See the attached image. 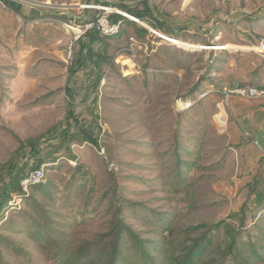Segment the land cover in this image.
Listing matches in <instances>:
<instances>
[{
	"label": "rangeland",
	"instance_id": "rangeland-1",
	"mask_svg": "<svg viewBox=\"0 0 264 264\" xmlns=\"http://www.w3.org/2000/svg\"><path fill=\"white\" fill-rule=\"evenodd\" d=\"M27 1L48 8L24 16L0 1V174L25 161L20 142L43 136L49 192L28 187L32 198L12 196L0 218V264H73L54 258L50 245L44 252L35 232L71 251L117 220L150 248L167 228L216 224L243 208L245 240L264 232V202L258 208L248 187L257 181L264 194V100L229 93L264 84V55L254 50L264 38V0H147L162 20L185 28L187 47L135 21L144 38L125 26L93 46L111 64L77 68L73 77L83 27L120 12L104 4L144 0ZM70 109L77 122H67Z\"/></svg>",
	"mask_w": 264,
	"mask_h": 264
},
{
	"label": "trees",
	"instance_id": "trees-1",
	"mask_svg": "<svg viewBox=\"0 0 264 264\" xmlns=\"http://www.w3.org/2000/svg\"><path fill=\"white\" fill-rule=\"evenodd\" d=\"M104 6L119 9V13H111L107 17L109 25L120 23L119 32L110 36L103 35L93 29L83 34L75 43L77 50L71 60L73 67L69 70V77L75 75L77 68H86V66L92 65L94 69L100 70L99 65L102 62L111 64L112 59L105 53L95 52L93 46L96 43L104 42V40L118 37L125 26H132L140 34V38H144L147 31L137 27L135 21L129 20L126 16L135 19L136 22H147L152 30H156L165 36L177 41L183 40L182 30L185 28H174L173 23L162 20L156 15L147 0L139 4L143 8L142 10L138 5L130 6L123 2L106 3ZM244 21L251 22L253 19L248 17ZM238 32L237 34H239ZM207 33L211 35L212 30H207ZM218 61L215 59L212 62V69L215 68ZM99 81L100 77H97L94 88L98 87ZM199 86L200 84L195 85L191 92L196 91ZM66 92L69 96L73 93L69 88H66ZM66 119L67 122H77L73 109L67 112ZM63 132L67 137V130ZM82 136L84 142H89L95 147L98 146L97 140L86 134L84 130ZM42 138L43 136H40L20 142L18 151L23 152L22 157L25 158L21 166L9 165L2 167L0 174V218L12 196L21 200L32 198L30 195L26 196L21 182L28 174L45 167V160L39 156ZM71 138L73 137L69 136L70 140ZM25 153H27V156ZM30 161H33V163L30 164ZM48 186L49 183L44 184L42 182L30 185L29 188L33 193L35 191L45 194L49 192ZM248 187L249 195H254V203L258 208L262 207L264 194L259 191V183L255 181ZM34 204L38 205L36 201H34ZM243 209L216 224H198L181 231L171 227L167 228L165 236L159 235V239L154 242L153 248H150L151 240L141 238L129 225L120 220H117L110 231L101 235L96 241L84 243L71 251L62 242H54L47 234L48 231H36V238L33 237L36 242H46L41 246L44 252H47V245H50L54 250V258H62L66 262L74 261L73 264H264V232L259 230L258 236L248 235L245 240L243 231L246 229V215ZM42 211L44 212V210ZM45 216L46 221L51 223L48 212L45 213ZM31 222L35 227L40 225L36 218H32ZM39 235L41 238H37ZM52 243H55V245ZM155 254L161 255L160 263H156Z\"/></svg>",
	"mask_w": 264,
	"mask_h": 264
},
{
	"label": "built area",
	"instance_id": "built-area-1",
	"mask_svg": "<svg viewBox=\"0 0 264 264\" xmlns=\"http://www.w3.org/2000/svg\"><path fill=\"white\" fill-rule=\"evenodd\" d=\"M107 13H119L117 10L113 9V10H106ZM129 19L136 21L135 19L126 16ZM106 26V27H105ZM119 27H120V23L115 24V25H109L107 22V18H104V20L102 21H93L91 23H87L83 29H82V33L81 35H78L77 38L75 39V42L86 32L91 31L93 29H95L96 31H99L101 33H103L104 35H116L119 32ZM150 30V29H149ZM154 32V31H153ZM254 50L258 53V54H262L264 55V38L261 39L256 47L254 48ZM72 54V52L70 53ZM230 94H236V95H245L248 96L249 98L252 99H261L264 100V84L262 85H257L255 87H251V88H244L242 90L240 89H235L232 91H229ZM44 180V173H43V168L32 172L30 174H28L21 182V186L23 187L24 192L27 190V188L30 185H36V184H40L42 183ZM26 193V192H25ZM20 199V198H19ZM8 205H11V201L8 203Z\"/></svg>",
	"mask_w": 264,
	"mask_h": 264
},
{
	"label": "water",
	"instance_id": "water-1",
	"mask_svg": "<svg viewBox=\"0 0 264 264\" xmlns=\"http://www.w3.org/2000/svg\"><path fill=\"white\" fill-rule=\"evenodd\" d=\"M3 2V4L11 7L13 10L21 12L22 15L24 16H37L39 15V11L33 7L37 8H48V5H36V6H27V5H22L19 2H15L13 0H0ZM166 37V36H164ZM175 40V39H174Z\"/></svg>",
	"mask_w": 264,
	"mask_h": 264
},
{
	"label": "crops",
	"instance_id": "crops-1",
	"mask_svg": "<svg viewBox=\"0 0 264 264\" xmlns=\"http://www.w3.org/2000/svg\"><path fill=\"white\" fill-rule=\"evenodd\" d=\"M27 5H29V4H27ZM36 6V5H35ZM168 41L169 42H171L172 44H174V45H176L178 42L181 44V45H183V46H181V47H187V45L186 44H184V43H182V42H180V41H177V40H174V39H172V38H170V40L168 39ZM185 45V46H184ZM224 48V47H223ZM263 102V101H262ZM257 108H260L259 106L257 107ZM256 113V111H254V114ZM264 116V113H262V112H258V116Z\"/></svg>",
	"mask_w": 264,
	"mask_h": 264
},
{
	"label": "bare ground",
	"instance_id": "bare-ground-1",
	"mask_svg": "<svg viewBox=\"0 0 264 264\" xmlns=\"http://www.w3.org/2000/svg\"><path fill=\"white\" fill-rule=\"evenodd\" d=\"M21 1H24V2H27L29 5L30 4H33L32 2L33 1H27V0H21ZM38 5H40V4H38ZM45 5H47V4H45ZM30 6H35L34 4L33 5H30ZM70 30H72V28L70 27ZM166 38H168V37H166ZM165 39V38H164ZM176 46H183V45H181L179 42L176 44ZM185 46V45H184Z\"/></svg>",
	"mask_w": 264,
	"mask_h": 264
}]
</instances>
